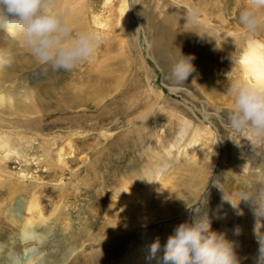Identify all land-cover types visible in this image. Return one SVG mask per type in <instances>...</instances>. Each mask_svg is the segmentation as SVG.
<instances>
[{
	"label": "rangeland",
	"instance_id": "1",
	"mask_svg": "<svg viewBox=\"0 0 264 264\" xmlns=\"http://www.w3.org/2000/svg\"><path fill=\"white\" fill-rule=\"evenodd\" d=\"M196 1L126 0V26L135 34V39H124L120 43L116 19L120 0H83L77 28L99 32L103 39L91 58L69 70L71 80L66 86L82 89V92L69 95L56 88L41 93L45 88L39 82V71H44V63L8 74L11 79L3 86L14 96L17 111L0 115V136H6L9 147L17 150L6 153L0 149V235H3L0 243H15L10 254L11 264H96L103 260L105 264H115L126 241L138 243L143 237V242L147 234L161 241L159 257L162 258L167 239L162 234L168 232V228L189 220L191 215L231 207L227 198L236 201L240 195L248 193L251 185L244 181L241 168L244 158L231 148L243 130L236 132L226 127L231 110L225 104L233 106L229 88L234 81H243L239 64L233 58L240 47L231 42L228 52L222 36L227 31L245 32L240 23L231 22L230 13L234 10L240 15L249 0H223L227 2V27L224 28L214 18L216 11H210L209 25L201 16L195 23L188 22L189 13L203 5L196 8ZM210 1L202 3L211 5L212 9L213 3L219 0ZM151 18L163 33L158 48L154 45L156 32L151 29ZM255 33L264 40V29ZM3 38L14 40L0 31V41ZM180 54L194 56L195 71L183 83L175 82L170 76L171 66ZM199 73L201 78L192 80ZM100 77L103 81H97ZM196 82L200 87L194 85ZM218 88L223 92L210 93ZM169 112L173 116L179 113L193 124L203 121V116L207 115L203 124L211 129L217 150L213 152L208 146L211 157L204 162V167L193 168L191 159L197 154V148L190 150L184 146L186 136L164 164V150L175 130ZM61 147L63 163L56 164V154ZM147 147L152 149V156ZM150 158L158 162V172L164 164V171L156 177L151 175L149 180L138 178L134 185L130 183L134 178L129 179L126 187L132 199L141 196L155 215L159 209L155 193L166 186L164 204L168 213L162 211L161 215H168L143 225H129L127 219L137 204L135 199H128L127 192L118 190L117 181L120 176L126 178L143 171ZM208 161L209 166H205ZM207 167L210 173L203 181ZM213 179L220 189L212 184ZM10 182L15 183L11 186ZM15 187L19 189L11 190ZM59 187L67 196L51 197V192L61 190ZM144 193L150 195L143 197ZM32 194L37 196L44 225L52 226L53 230L42 234L39 242V233H34L24 244L25 248L19 235H15L16 225L4 215L17 214L21 218ZM123 226H127L125 230L121 229ZM112 229L118 230L114 237ZM249 230L251 226L243 229V234L237 233L248 239ZM105 231L112 234L107 243L102 241ZM149 246L144 245L147 252Z\"/></svg>",
	"mask_w": 264,
	"mask_h": 264
},
{
	"label": "bare ground",
	"instance_id": "2",
	"mask_svg": "<svg viewBox=\"0 0 264 264\" xmlns=\"http://www.w3.org/2000/svg\"><path fill=\"white\" fill-rule=\"evenodd\" d=\"M187 1H190V0H187ZM202 1L204 2L206 0H197L196 2H198V4H195L196 8H197V5L201 7L199 4H203L201 8L196 9L198 17L201 16V20H203L206 25H209L210 19L212 18V15H211L212 12L210 13V11H214V12L216 11L218 14L215 17L213 15V17L217 19V22L219 23L221 27L223 28L227 27V23H226V15H227V11H226L227 2L226 1L227 0L226 1L219 0L216 2V4L213 3L212 9L210 8L211 5L208 6L207 3L204 4L202 3ZM82 2L83 0H54V7L52 11L58 12L61 14L66 13V18L68 19V21L73 25V27L77 28L79 26L80 11L82 10V7L84 6V3ZM126 3H127L126 0H120V4L118 6V11L116 15L117 36H118L120 43L124 42V39H129V40L135 39L134 37L135 34L133 35L129 26H126L127 25L126 10L128 9ZM134 5L135 4L133 1V6ZM233 12L234 10H232L230 13V15H232L231 22H234V24L238 23L239 25L240 23L238 20L239 15L235 13L236 11L234 13ZM135 14H137L136 10H135ZM151 20L153 22V24L151 23V29L154 32H156V34L153 37L154 45L158 48L161 45L160 41H162L163 33L161 32L162 30H160L154 18H151ZM125 28H126V32L124 33ZM244 31L245 32H241V33H233V32L227 31L226 34L222 32L224 34L223 36L220 33V36H222L225 40V44L223 41V46L227 48L228 52H230V49L228 48L229 45L231 44V42H236L237 45L240 47V52L238 54L233 53V58L239 64V68H240L239 76L243 78L244 82H250L253 84L259 83L261 85H264V40L260 37V35L259 36L256 35V33H252L246 30ZM7 35L12 36L14 40L9 39V41H7L6 38H3L0 41V53L6 55L7 57H10V60H11V62L8 64L0 65V86L2 85V87H0V115H3L2 113H6L7 115H12L14 111H17L15 110V107H14V102H13L14 96H12L8 92V90L5 89V86H3L5 81L11 79V76H9L8 74L23 72V70L28 69L30 67L32 68V66L43 64L31 54L30 50L25 46V44L23 43V39L19 34L13 36L7 33ZM221 49L223 48L221 47ZM201 58L207 59L208 57L202 56ZM42 67L44 68V71L42 72L39 71L41 73V79L39 82L40 84L44 86L45 90L42 89L43 92L41 93H49L51 89H56V88L63 89L69 95H74L75 93L82 92V89L66 86L70 84V83H67V81L71 80L69 76L70 74L69 70H63V69L53 70L50 66L46 64H44ZM98 73L101 74L100 70L98 71ZM201 75L202 74L199 73V76L193 78L192 80L195 81L196 78L197 79L201 78ZM227 80L231 81L230 78H228ZM97 81H103V78L101 79L100 77V79H97ZM194 85L196 87L197 85L200 87V83L196 82L194 83ZM150 91L152 92V94H155L153 90H150ZM218 92H223V90H220L218 88L216 90L210 91L212 95H215ZM24 94L25 93H23V96ZM25 96H28V95L25 94ZM204 96L206 97V95ZM225 105L228 106V108H230L231 111L233 110V106L231 104L226 103ZM168 115H169V119H172L171 121L173 122V126L175 130L173 134L171 135L168 143L167 144L165 143L166 144V148L164 150L165 156L163 158L164 164H166V162H169L170 154L173 153L172 150L174 149L177 150L179 148L182 138L186 136L187 138H186V143L184 146L189 147L190 150L197 148V154H193L194 157L193 159H191L194 164L193 168L197 167L198 165H200V168H201L204 162L209 160L211 157V151H208V146H211V149L213 148V152H214V149L217 150L216 143L215 141H213L214 135L211 129L208 126L203 124L204 121L207 120V115L205 114L203 116V121H198L199 122L198 124H193L192 121L184 118L179 113H177V116H173V115H170V112H169ZM1 134L3 135L4 133H1ZM204 141H206V143L210 142L211 145H205L206 143H204ZM67 146L68 148H71V145L69 142L67 143ZM231 148L233 152L235 151L234 152L235 154L242 156L244 158L242 162L243 166L241 167L244 173V181L248 182V184H250L251 186H249L250 189L248 193H244L243 195H240L238 200L230 201V199L227 198L231 207H228L225 209L218 208L219 210L217 209V211H213L210 209L207 210L208 218L210 220V231H214L217 234L222 233L224 235V238L232 244L233 251L236 255V258L239 264H256L257 258L260 255L261 244L264 243V217H256L253 213V208L255 206L253 201L251 199H241V197L245 195H250L257 199H264V137H257L255 133H251L247 130H243ZM0 149H3L2 151H5L6 153L10 151L15 152L17 150V149L14 150L13 147L11 146L9 147L8 138L6 136H0ZM147 149L149 151L151 150L150 155L152 156L153 154L152 149H150L149 147H147L146 150ZM56 155H57V159L55 158V163L56 164L63 163L62 162L63 161L62 147L59 149ZM209 161L205 164V166L208 165ZM145 166L146 168L143 169V171L140 170L139 172H136L135 174H131L130 176H127L126 178H124L123 176H120L117 181L118 182L117 186H120L118 187V190L120 189L122 193L127 192L126 194H127L128 199L129 200L135 199V202L137 204L135 210L131 209L132 215H130L129 217L130 218L132 217V219H130L129 217L127 219L128 220L127 224L129 225H143L149 222L150 220L154 222L157 219L165 215H168V214L161 215L162 211H165L166 213H168V209L165 208L166 205L164 204V198L166 195V193L164 192L166 190V186L161 187L162 191L159 190V193H155V199H156L155 201H156L157 206L159 207L155 215L153 212H151V210L149 209V206L146 205V202L141 196L133 194L136 196H134L133 199L131 198L132 193L126 187L127 183L129 182V179L134 178L133 182H130L131 184L134 185L136 181L138 180V178L149 180V177L151 175L156 177V175L159 173L158 172L159 165L156 160H153L152 158H150V160H148ZM192 170L199 174L197 170H194V169ZM209 173H210V167H207L206 176L203 179V181L206 180ZM135 177H137V179ZM191 179H194V177H191ZM14 183L15 182H10V185L13 186ZM19 185L20 184H18V186ZM18 189H19L18 187L17 188L15 187V188H12L11 190L17 191ZM59 189L61 188L59 187ZM62 190L63 189L59 190L58 192L57 190L53 192L50 191L52 195L51 197L60 199V198L67 196L66 193L62 192ZM147 190L148 189H146L145 191ZM160 193H162V195H160ZM149 195H150L149 193H144L143 197L144 196L147 197ZM38 203L39 202H38L37 196L35 197L34 194H32L29 196V200L26 201V206L24 205L25 210L23 211L24 214L21 218L17 214H16L17 216L15 215L14 217L9 216L7 214L4 215V218L7 219V221H10L11 223L16 225L15 235H19L20 243H22L23 245L27 244V242L29 241L31 236L34 235V233L36 232L39 233L38 234L39 236L38 242H39L44 236V235L42 236V234L46 235L53 230L52 226L44 225L43 223L44 219H42L44 216L42 215V212L39 213L40 208L38 206ZM214 222H216V224H214ZM248 226H251L252 230L251 231L249 230L250 231L249 237L248 239H246L241 234H243L242 230L245 229L246 227L248 228ZM125 227L127 226H123L121 229L125 230ZM168 229H169L168 232L162 234L164 239H166L168 235H170V231H173V226H171V228H168ZM112 231H113L112 232L113 237L116 236L118 230L112 229ZM237 232H240L241 234ZM0 237L3 238V235H0ZM35 237L37 238V236ZM103 237L104 238L102 241L107 243L109 238L112 237V234H109L108 231H105L103 234ZM151 239L155 240L154 235L147 234L143 242H142L143 237H141L140 242L138 241V243H136L135 241H128V242L126 241L125 247L122 248L123 251L120 254L121 256L119 255V258H117V261L115 262V264H164V262H162V258L159 257L161 256L160 249L157 251L155 256H150V254L148 253L149 251L147 252L145 250L146 247L144 248V245H150L152 243L150 241ZM10 243L11 244L3 243V245L5 244L6 246L5 248L0 243V253L3 254L2 256H0V264H11L12 263L10 254L12 252V249L15 243L14 242H10ZM111 255L112 254H110V257H112ZM28 262L30 263V261ZM96 264H105V260L101 262H97Z\"/></svg>",
	"mask_w": 264,
	"mask_h": 264
},
{
	"label": "clouds",
	"instance_id": "3",
	"mask_svg": "<svg viewBox=\"0 0 264 264\" xmlns=\"http://www.w3.org/2000/svg\"><path fill=\"white\" fill-rule=\"evenodd\" d=\"M53 7L54 0H0V31L13 36L19 34L31 54L53 70H71L92 57L103 37L91 29L74 28L66 13L54 12ZM187 19L195 23L197 12L191 11ZM239 22L252 33L264 29V0H249L248 6L240 11ZM193 59L191 54H180L170 69L175 82L183 83L195 71ZM10 62V57L0 54V65ZM229 92L233 97V110L226 127L264 137V85L238 79L231 84ZM164 167L161 165L160 173ZM212 184L219 188L215 179ZM241 199H251L255 205L254 215L264 217V199L250 195ZM160 248L157 238L149 246L150 256H155ZM162 260L164 264H239L232 244L222 233L210 231L207 210L202 215H191L189 220L173 228L163 245ZM256 264H264V243Z\"/></svg>",
	"mask_w": 264,
	"mask_h": 264
}]
</instances>
